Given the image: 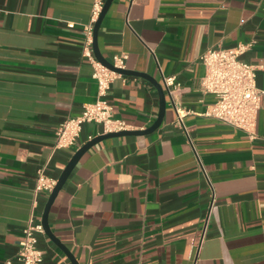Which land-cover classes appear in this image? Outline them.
<instances>
[{
	"label": "crops",
	"instance_id": "1",
	"mask_svg": "<svg viewBox=\"0 0 264 264\" xmlns=\"http://www.w3.org/2000/svg\"><path fill=\"white\" fill-rule=\"evenodd\" d=\"M93 3L0 0V264L25 225L41 222L49 195L34 193L37 171L58 180L103 135L86 123L74 146L55 148L56 127L97 99L82 33ZM242 43H252L241 60L263 92L254 139L202 115L215 97L200 87L199 57ZM96 45L110 63L126 53L125 70L162 86L175 77L188 114L179 126L165 92L156 130L87 150L50 207L53 236L79 264H264V0H113ZM106 100L128 131L147 129L159 111L154 85L133 75L116 77ZM37 238L41 264H71L45 233Z\"/></svg>",
	"mask_w": 264,
	"mask_h": 264
},
{
	"label": "built area",
	"instance_id": "2",
	"mask_svg": "<svg viewBox=\"0 0 264 264\" xmlns=\"http://www.w3.org/2000/svg\"><path fill=\"white\" fill-rule=\"evenodd\" d=\"M130 3L136 0H128ZM103 7L102 0H94L91 21L83 26L84 56L93 68L92 77L97 83V99L92 104L84 105L81 114L67 118L55 130V148H70L76 144L82 126L95 123L102 126L103 134L128 131L127 125L113 117V109L106 100L112 81L121 74L110 70L100 63L92 54L93 26ZM73 23H68L72 28ZM252 43L238 44L230 48H209L200 57L204 74L200 87L205 94H211L215 101L202 113L203 116L216 119L229 126L243 131L250 139L256 137V116L260 108L263 92L256 87V67L241 60V56L250 49ZM128 58L126 53L116 54L112 58V66L123 70ZM165 92L172 101L176 113V123L183 127L182 119L188 114L177 94L182 90L175 77L162 76ZM57 183L56 179L44 174V167L37 171L34 193L48 196ZM44 234L41 222L29 221L22 229V239L13 259L4 264H41L43 252L38 247V235Z\"/></svg>",
	"mask_w": 264,
	"mask_h": 264
},
{
	"label": "water",
	"instance_id": "3",
	"mask_svg": "<svg viewBox=\"0 0 264 264\" xmlns=\"http://www.w3.org/2000/svg\"><path fill=\"white\" fill-rule=\"evenodd\" d=\"M113 0H105L103 3V7L101 10V13L98 17V19L96 20L94 26H93V43H92V50H93V54L95 56V58L102 63L104 66H106L107 68H109L110 70H113L119 74H125V75H133V76H137V77H142L147 79L150 83H152V85H154V87L157 90L158 93V98H159V111H158V115L157 118L155 120V122L148 127L147 129L144 130H140V131H121V132H117V133H108V134H103V135H99L97 137H94L93 139H91L90 141L86 142L82 147H80L75 153L74 155L71 157V159L69 160V162L67 163L66 167L64 168V170L62 171L60 177L57 180V183L55 185V187L53 188V190L51 191V193L49 194L47 201L45 203L44 209H43V213L41 216V224L43 226L44 229V233L50 238V240L56 244V246H58L60 248V250L66 255V257L69 259L71 264H79L75 258L73 257V255L68 251V249L63 246L51 233L50 228L48 226V222H47V218H48V213L50 210V207L52 205V203L54 202V199L56 198L58 192L61 190L62 186L64 185V183L66 182L67 178L69 177L71 171L73 170V168L75 167V165L77 164V162L79 161V159L82 157V155L89 150L92 146H94L95 144H97L98 142L109 138V137H114V136H122V135H144V134H148L153 132L154 130H156L163 119L164 113H165V107H166V93L163 89V86L158 83L156 80L152 79L151 77H149L146 74L143 73H138V72H134V71H128V70H120V69H115L112 64L107 61L104 57H102V55L98 52L97 49V45H96V40H97V33H98V28L99 25L101 23L102 18L104 17L107 9L109 8L110 4L112 3Z\"/></svg>",
	"mask_w": 264,
	"mask_h": 264
}]
</instances>
